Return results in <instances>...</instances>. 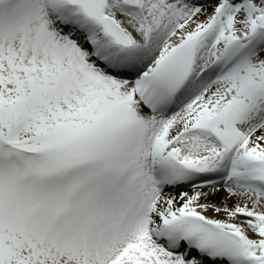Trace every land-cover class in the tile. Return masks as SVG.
Instances as JSON below:
<instances>
[{
    "label": "snow or ice",
    "instance_id": "6c2138e0",
    "mask_svg": "<svg viewBox=\"0 0 264 264\" xmlns=\"http://www.w3.org/2000/svg\"><path fill=\"white\" fill-rule=\"evenodd\" d=\"M0 264H264V0H0Z\"/></svg>",
    "mask_w": 264,
    "mask_h": 264
},
{
    "label": "bare ground",
    "instance_id": "6f19581e",
    "mask_svg": "<svg viewBox=\"0 0 264 264\" xmlns=\"http://www.w3.org/2000/svg\"><path fill=\"white\" fill-rule=\"evenodd\" d=\"M223 195V193H221V196Z\"/></svg>",
    "mask_w": 264,
    "mask_h": 264
}]
</instances>
